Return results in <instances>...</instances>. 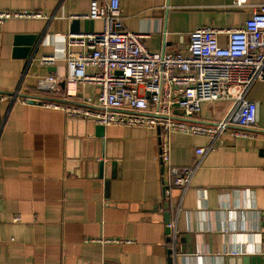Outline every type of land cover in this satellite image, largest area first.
<instances>
[{"label":"crops","instance_id":"crops-1","mask_svg":"<svg viewBox=\"0 0 264 264\" xmlns=\"http://www.w3.org/2000/svg\"><path fill=\"white\" fill-rule=\"evenodd\" d=\"M119 1L125 30L145 35L151 51L173 53L187 52L193 29L241 26L264 4ZM3 10H33L48 18L0 25V91L63 101L64 83L51 94L37 91L36 79L65 77L66 35L101 31L102 21L70 18L85 15L88 0H0ZM73 20L76 31L70 30ZM218 42L225 44V35ZM42 55L55 60L40 65ZM98 92L85 83L68 102L94 103ZM246 98L256 104L254 139L221 136L200 157L195 149L206 146L207 138L170 135L173 165L200 163L190 187L183 192L172 185L169 194L156 128L103 127L58 109L0 101V264H228L229 257L237 258L235 264L245 258V264H264V81L256 80ZM229 106L204 103L193 119L214 123Z\"/></svg>","mask_w":264,"mask_h":264},{"label":"built area","instance_id":"built-area-1","mask_svg":"<svg viewBox=\"0 0 264 264\" xmlns=\"http://www.w3.org/2000/svg\"><path fill=\"white\" fill-rule=\"evenodd\" d=\"M98 19L101 31L66 35L68 50L63 59L68 74L39 76L37 91L54 94L64 83V100H45L22 96L17 91H0V101L11 98L26 105H40L63 111L67 118L91 121L103 127L128 126L156 128L158 159L165 174V193L173 185L183 192L190 187L199 163L175 166L170 158L173 133L204 137L206 146L197 147L202 156L215 148L221 136L254 139L251 128L256 123V104L246 93L256 80L264 81V4L238 27H197L188 35L186 53L154 52L145 43V35L125 30L119 0H88V12L70 18ZM48 18L33 10L0 11V25L11 19ZM225 35V44L218 36ZM54 55H42L40 65L51 64ZM91 69V71H88ZM85 83L99 87L96 102L71 104ZM229 102L228 111L216 122L194 120L204 103ZM15 221L19 220L15 217ZM167 228L175 226L168 222ZM264 258V210L261 220ZM95 241V239H91Z\"/></svg>","mask_w":264,"mask_h":264},{"label":"water","instance_id":"water-1","mask_svg":"<svg viewBox=\"0 0 264 264\" xmlns=\"http://www.w3.org/2000/svg\"><path fill=\"white\" fill-rule=\"evenodd\" d=\"M77 24H78V21H77V20H73L72 23H71V29H70V30H74V31L78 30V29H77V28H78ZM162 52H164V50H163ZM25 96H27V95H25ZM99 129H102V127L99 126ZM99 134H101V133H99ZM243 260H244V264H245V261H246L247 259L245 258V259H243ZM236 261H237V258H235V257H229V259H228V264H235ZM252 261H256L257 263H258V262L261 263V261H260V257L252 258Z\"/></svg>","mask_w":264,"mask_h":264}]
</instances>
